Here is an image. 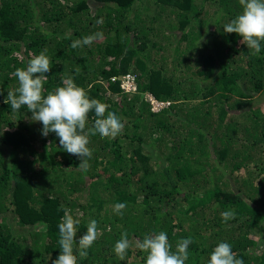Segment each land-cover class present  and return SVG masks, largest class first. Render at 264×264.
Segmentation results:
<instances>
[{
    "label": "trees",
    "instance_id": "obj_1",
    "mask_svg": "<svg viewBox=\"0 0 264 264\" xmlns=\"http://www.w3.org/2000/svg\"><path fill=\"white\" fill-rule=\"evenodd\" d=\"M241 10L238 0H0V264H51L64 208L80 221L77 241L90 220L100 232L86 259L74 246L77 264H145L135 241L160 231L173 251L192 239L186 264H207L220 242L264 264V42L252 55L223 31ZM45 49V95L71 77L124 125L114 139L90 136L87 171L26 107L3 102L14 71ZM149 95L168 104L154 111ZM225 211L235 218L223 222Z\"/></svg>",
    "mask_w": 264,
    "mask_h": 264
},
{
    "label": "clouds",
    "instance_id": "obj_2",
    "mask_svg": "<svg viewBox=\"0 0 264 264\" xmlns=\"http://www.w3.org/2000/svg\"><path fill=\"white\" fill-rule=\"evenodd\" d=\"M241 12L230 22L223 26V31L228 34L235 33L241 39L240 44L246 45L252 55L261 52V42H264V0H238ZM103 18L96 21L102 24ZM103 33L96 32L73 40L70 47L75 49L91 45L94 40L102 39ZM46 49L38 55H33L24 68H17L13 75L18 81L15 91H8L4 99L5 104H10L14 112L22 106L31 112V119L42 124L41 134L47 136L55 133L59 146L70 155L76 156L80 163L77 167L87 171L90 167L88 160L92 151L88 147L90 136L99 135L100 138H116L122 133L124 125L120 118L110 111L108 105L101 101L89 98L84 88L77 86L71 77L63 81L62 86L44 94V83L48 79L45 74L52 67L50 58L45 54ZM2 94V93H0ZM94 112V123L88 126L89 113ZM126 207L124 203H116L113 211L122 215ZM64 215L58 225L59 249L58 257L51 264H77V255L86 259L88 249L95 243L100 235L96 220H90L86 232L77 241L78 219H74L71 209L64 208ZM223 222L235 218L232 211L221 213ZM192 239L184 238L178 241L175 251L169 243L167 233L145 235L142 240L135 241V247L146 254L145 264H186L189 256V245ZM127 232L121 233V238L115 243L113 251L116 257L123 261L130 248ZM207 264H244L242 259L236 257L232 246L227 242H220L213 249Z\"/></svg>",
    "mask_w": 264,
    "mask_h": 264
},
{
    "label": "built area",
    "instance_id": "obj_3",
    "mask_svg": "<svg viewBox=\"0 0 264 264\" xmlns=\"http://www.w3.org/2000/svg\"><path fill=\"white\" fill-rule=\"evenodd\" d=\"M122 87L126 91H129L131 89L134 90L135 86H134L133 76L132 75L126 74L125 76L122 77ZM148 99H149L154 111L157 110L159 107H163V106L168 104V103L158 102L151 95L148 96Z\"/></svg>",
    "mask_w": 264,
    "mask_h": 264
},
{
    "label": "rangeland",
    "instance_id": "obj_4",
    "mask_svg": "<svg viewBox=\"0 0 264 264\" xmlns=\"http://www.w3.org/2000/svg\"><path fill=\"white\" fill-rule=\"evenodd\" d=\"M255 99H258L259 101L264 102V93H262V94H257V95L255 96Z\"/></svg>",
    "mask_w": 264,
    "mask_h": 264
}]
</instances>
